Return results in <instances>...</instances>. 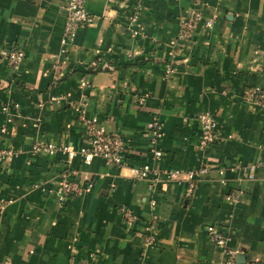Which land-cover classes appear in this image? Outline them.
Listing matches in <instances>:
<instances>
[{"label":"crops","instance_id":"1","mask_svg":"<svg viewBox=\"0 0 264 264\" xmlns=\"http://www.w3.org/2000/svg\"><path fill=\"white\" fill-rule=\"evenodd\" d=\"M83 6L90 22L60 55L64 0H0V50L23 52L14 71L0 60V148L16 150L0 164V199L9 200L0 211V264H224L207 225L226 233L238 261L264 264V0H202L212 24L198 23L185 41L177 33L187 0ZM253 87L260 103L245 97ZM80 110L120 136L121 165L31 152L34 142L82 146ZM203 110L217 138L201 150ZM152 118L161 124L156 141L144 129ZM141 164L205 171L185 196V182L162 174L151 188L133 180L129 167ZM72 169L91 186L59 204L53 190ZM235 192L234 201L223 198ZM118 206L135 222L125 224Z\"/></svg>","mask_w":264,"mask_h":264},{"label":"built area","instance_id":"2","mask_svg":"<svg viewBox=\"0 0 264 264\" xmlns=\"http://www.w3.org/2000/svg\"><path fill=\"white\" fill-rule=\"evenodd\" d=\"M190 7L187 14L179 19V29L177 33V39L185 41L194 30L198 23L203 24L205 27H210L212 24V18H204L202 15V0H187ZM65 8V20L59 39V50L60 55L65 54L67 47L71 44L75 30L81 26L90 22V17L86 13L83 0H64ZM136 12L131 13L128 17V23L133 25L136 22ZM136 30L132 31L135 34ZM23 58V52L21 49L9 46L0 50V60L4 62L6 67L14 71L21 63ZM171 70L170 65L166 67L165 72ZM80 85H84V81L79 82ZM263 94L260 92L258 87H253L245 92L247 100L252 103H260ZM16 106V104H14ZM2 111H6L7 106H0ZM196 120L199 125V136L197 145L201 150H204L208 145L213 143L217 136L215 132V119L213 115L208 111H199L196 114ZM78 121L81 123V132L84 139V144L78 148H74L69 144L54 143V142H34L30 146V150L36 154H43L53 156L55 154H61L65 157L66 161H71L73 158L78 157L81 164L87 165L93 158L101 159L104 164L108 166H118L123 163L124 145L123 141L118 134L106 133L96 117H86L84 112L80 110L78 112ZM145 133L150 136L152 141H156L162 134L161 124L156 118H152L145 124ZM4 132V128L0 127V133ZM16 153L15 149L10 147L0 148V164L7 163L12 156ZM153 155L156 157L161 156V152L153 150ZM205 171L204 167L196 169H190L186 171H180L179 169H164L150 166L148 164H141L129 167V176L133 180H145L148 183V188H151L159 176L164 175L168 181L176 183L185 182L184 195L189 196L194 187V177ZM221 173V170H218ZM77 171L72 169L69 175L73 178H69L67 173H62L61 177L53 190V196L57 203L61 204L69 196H78L83 191L89 189L91 186L90 181L85 178H77ZM38 185H34L37 187ZM238 192L232 196L231 194H225L224 199L228 201H234L237 197ZM9 200L0 199V211L4 204ZM150 204L154 205V200L150 199ZM118 212L121 214L123 222L127 225H131L135 222L136 218L131 209L126 206H118ZM154 219V218H152ZM155 224V221L152 225ZM143 239L145 245H149L154 240L153 233H147ZM206 235L216 245L223 247L225 254L224 264H251L246 261H238L236 250L228 249L225 247L227 235L224 231L220 230L215 225L206 226Z\"/></svg>","mask_w":264,"mask_h":264}]
</instances>
